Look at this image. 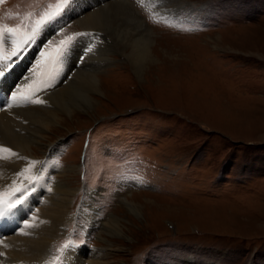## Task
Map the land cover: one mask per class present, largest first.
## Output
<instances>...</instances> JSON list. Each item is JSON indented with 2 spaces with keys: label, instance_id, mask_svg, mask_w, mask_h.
<instances>
[{
  "label": "rangeland",
  "instance_id": "rangeland-1",
  "mask_svg": "<svg viewBox=\"0 0 264 264\" xmlns=\"http://www.w3.org/2000/svg\"><path fill=\"white\" fill-rule=\"evenodd\" d=\"M44 1L4 0L0 23L18 26ZM138 2L131 5L158 36L156 63L140 76L123 61L102 68L90 109L47 140L64 149L57 172L67 171L62 181L74 190L71 220L85 192H96L88 198L98 212L94 231L84 216L70 226L78 224L79 244L94 253L104 249L97 234L109 216L126 221L128 240L112 238L108 248L114 264H264V0ZM77 19L69 33L82 30ZM152 20L188 21L196 31ZM94 34L88 40L97 45ZM33 148L40 159L45 149ZM125 157L136 160L124 175L138 189L114 185ZM129 199L141 216L124 206Z\"/></svg>",
  "mask_w": 264,
  "mask_h": 264
},
{
  "label": "bare ground",
  "instance_id": "bare-ground-1",
  "mask_svg": "<svg viewBox=\"0 0 264 264\" xmlns=\"http://www.w3.org/2000/svg\"><path fill=\"white\" fill-rule=\"evenodd\" d=\"M94 1L95 4L77 19L82 30L96 32V37H91L97 44L92 46L93 56H87L72 77L44 96L38 107L2 109L8 104L0 100V199L16 192L38 170L42 161L33 155V146L44 148V154L51 151L50 146H46L49 134L68 119H75L79 112L90 109L93 96L101 92L102 68L108 69L113 62L123 61L121 67H129L135 75L140 76L145 64H155L157 61L154 47H157L158 36L131 2ZM155 5L159 11L164 2ZM81 41L83 43L82 38ZM18 75L10 71V74L0 78V83H4L0 94L3 98L16 84ZM66 172L58 171L57 176L61 177L45 187L44 203L24 223L25 231L16 236L0 238V264H51L53 243L59 241L65 225L71 221V196L74 190L62 181ZM68 172L76 173V167ZM123 204L132 215L141 216V209L133 201L125 200ZM126 223L110 215L97 234L104 249L98 248L89 256H84L82 252L75 255L70 251L65 258L66 264H114L110 261L115 258L114 250L108 248L113 247L112 238L128 240Z\"/></svg>",
  "mask_w": 264,
  "mask_h": 264
},
{
  "label": "snow or ice",
  "instance_id": "snow-or-ice-1",
  "mask_svg": "<svg viewBox=\"0 0 264 264\" xmlns=\"http://www.w3.org/2000/svg\"><path fill=\"white\" fill-rule=\"evenodd\" d=\"M64 4H67L68 0H63ZM37 29H33L32 35L28 37V39L24 40L20 46H18L16 49L12 51L11 57L7 58H0V77L4 76L7 72V70L11 67V60L12 57H16L18 53L20 52L21 48L23 47L24 44H27L32 38H34L36 34ZM69 41H71L73 38L69 37ZM6 38L2 33H0V45L6 43ZM61 44L63 47L60 49V51L57 53V56L60 57L64 54V52L67 50L68 45L65 44L64 41H61ZM43 55V53L41 54ZM19 91V89L17 90ZM16 92L12 93V98L15 99L16 97ZM33 103H40V101H33ZM17 202H21L23 200V192H21L19 195L15 197ZM0 215H4L3 212H0Z\"/></svg>",
  "mask_w": 264,
  "mask_h": 264
}]
</instances>
